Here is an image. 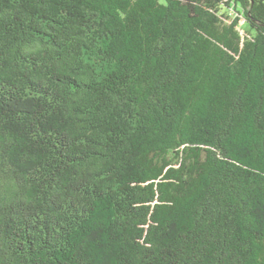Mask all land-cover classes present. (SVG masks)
I'll return each instance as SVG.
<instances>
[{"label":"trees","instance_id":"trees-1","mask_svg":"<svg viewBox=\"0 0 264 264\" xmlns=\"http://www.w3.org/2000/svg\"><path fill=\"white\" fill-rule=\"evenodd\" d=\"M0 264H264V0H0Z\"/></svg>","mask_w":264,"mask_h":264},{"label":"rangeland","instance_id":"rangeland-1","mask_svg":"<svg viewBox=\"0 0 264 264\" xmlns=\"http://www.w3.org/2000/svg\"><path fill=\"white\" fill-rule=\"evenodd\" d=\"M160 1L162 2V0H160ZM231 17H234V15L231 16ZM244 27H245V21H244V19H240V21H239V31H240L242 36H244V31H243Z\"/></svg>","mask_w":264,"mask_h":264}]
</instances>
